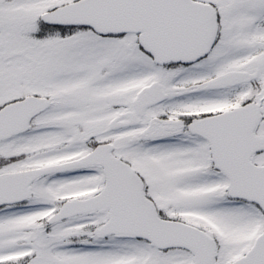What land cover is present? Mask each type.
<instances>
[{
	"label": "snow or ice",
	"instance_id": "6c2138e0",
	"mask_svg": "<svg viewBox=\"0 0 264 264\" xmlns=\"http://www.w3.org/2000/svg\"><path fill=\"white\" fill-rule=\"evenodd\" d=\"M0 264H264V0H0Z\"/></svg>",
	"mask_w": 264,
	"mask_h": 264
}]
</instances>
